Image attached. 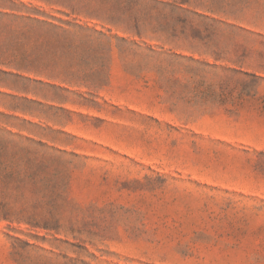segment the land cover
<instances>
[{
	"label": "rangeland",
	"instance_id": "1",
	"mask_svg": "<svg viewBox=\"0 0 264 264\" xmlns=\"http://www.w3.org/2000/svg\"><path fill=\"white\" fill-rule=\"evenodd\" d=\"M0 264H264V0H0Z\"/></svg>",
	"mask_w": 264,
	"mask_h": 264
}]
</instances>
